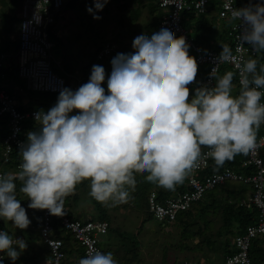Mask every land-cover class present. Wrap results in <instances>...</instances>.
Instances as JSON below:
<instances>
[{
	"label": "clouds",
	"instance_id": "clouds-1",
	"mask_svg": "<svg viewBox=\"0 0 264 264\" xmlns=\"http://www.w3.org/2000/svg\"><path fill=\"white\" fill-rule=\"evenodd\" d=\"M107 2L95 0L96 11ZM230 18L245 26L238 47L247 44L264 54V4L233 8ZM132 47L133 53L112 59L107 94L105 70L93 65L87 83L75 91L62 89L54 106L34 113L38 130L29 131L19 145V171L0 173V220L20 230L31 224L17 197V179L28 208L61 217L64 199L84 181L93 200L117 206L128 203L137 174L171 191L202 156L219 167L257 146L264 125V64L259 59L244 60L222 45L216 64L235 62L238 94H232L234 73L219 75L216 67L210 73L215 86L201 85L191 94L188 86L196 82L198 64L183 36L162 27L150 38L137 36ZM27 247L25 239L0 230V253L13 264ZM78 264L118 261L110 251L92 249Z\"/></svg>",
	"mask_w": 264,
	"mask_h": 264
},
{
	"label": "built area",
	"instance_id": "built-area-1",
	"mask_svg": "<svg viewBox=\"0 0 264 264\" xmlns=\"http://www.w3.org/2000/svg\"><path fill=\"white\" fill-rule=\"evenodd\" d=\"M71 0H23L20 9V28H19V48H18V73L19 77L27 82L29 89L37 92H46L59 94L64 88L73 91L77 90L84 78L61 74L55 67V57L53 49L55 43L50 34V27L55 23L56 16L60 14ZM264 4V0H252ZM218 3V17L221 20H228L227 33L233 44L234 54L242 57L244 60L255 58L258 54L251 50V47L245 44L239 45V36L244 31L245 26L238 20L233 21L230 18L231 9H239V0H160V9L162 19L159 30L167 27L174 32L177 38L183 36L189 47V55L194 57L198 64V73L196 82L189 85L190 93L196 85L215 86V80L210 77V73L216 67L217 73L220 72L222 65L229 64L237 73V83L240 86L239 70L235 62H221L216 64V58L221 51L213 48L206 49L194 41L191 32L184 26L185 15L189 12L197 14H207L211 6ZM121 53L115 43L108 42L103 50L98 54V61L109 65V73L105 77L102 85L107 87V78L112 71L111 61ZM6 54H0V117L8 119L7 135L4 139V149L2 158L5 165L13 160L15 150H19V145L26 142L23 138L25 122L35 121L34 113L39 109L28 108L20 110L17 100L11 95L4 86L5 74L1 69L5 67ZM203 67H206L204 70ZM259 67V66H258ZM198 74H200L198 76ZM264 102V98H262ZM47 112V110H44ZM75 112V111H74ZM76 113V112H75ZM261 133L257 135V146L252 149L240 164L239 169L225 168L210 175L200 174L209 167L210 159L206 156L198 161V166L193 168L189 176L190 189L174 194L173 196L160 202L156 192H152L148 199V209L153 218L160 223H174L178 214L189 210L192 205L200 201L204 194L218 185L225 184L227 181H237L251 186V193L244 201L248 206H254L258 209V220L249 225L244 234L234 238L237 251L226 256L223 264H253L250 258V248L252 242L264 236V125H261ZM208 150L202 149V153ZM14 169L6 171L4 166L0 167V173H17L19 164ZM254 167V171L247 173L245 170ZM65 215L60 218V227L67 231L73 237V240L83 249V257L92 250L98 249L104 251L102 239L108 232L110 225L107 221L96 219H79L69 215V210L64 206ZM0 230L6 231L0 227ZM7 232V231H6ZM40 234L44 243L50 251L48 258L49 264H64L67 260L65 251V242L59 236H54L53 216L47 210H43V223L40 228ZM2 264H4V254ZM190 264H200L190 262Z\"/></svg>",
	"mask_w": 264,
	"mask_h": 264
},
{
	"label": "trees",
	"instance_id": "trees-1",
	"mask_svg": "<svg viewBox=\"0 0 264 264\" xmlns=\"http://www.w3.org/2000/svg\"><path fill=\"white\" fill-rule=\"evenodd\" d=\"M82 1L83 0H71L66 5V7H70L71 9H74L76 8L78 2H82ZM159 3H160V0L158 1L157 4H154L152 2L149 5V7L153 10V12L154 13L156 12V15L154 18L156 24L153 25L154 29L157 27V25H160V21H161V18H160L161 13H159L161 9H160ZM249 3L256 4L258 2H253L252 0H239L238 6L239 8L246 7L249 5ZM217 5L218 3H214V5H212L210 10L207 12L210 14V17H211V20L209 22H205L204 16L202 14H197L195 12H189L188 14H184L185 15L184 26L191 30L193 29V27L196 28L195 31L194 30L192 31L189 30V31L191 32V36L193 38H194L193 34L196 33V37L194 38V41L198 43L199 45L203 46L206 49L213 48L215 50L222 51V48H221L222 45H229L232 48L233 44L230 41L231 39H229L226 27L221 33L217 32V25L220 21L221 22L224 21L225 25H227L228 23V20L226 19L225 20L219 19L218 10L216 7ZM60 14L56 16L55 23L60 22ZM133 14H136L137 16L140 15L138 11ZM207 25H211L212 27H208ZM91 27L93 28V25ZM150 27H151L150 25L147 26L148 29H150ZM203 28H207L205 29L206 31L202 30ZM10 31L11 29H9V32ZM146 34L149 36V38L151 37L150 32H147ZM96 35L98 38L101 36L100 33H97ZM16 37H17V40H14V38L12 40L9 39L10 41L7 40L8 41V44L6 45L7 50L12 46L13 42L16 43L17 47L19 48V31L16 34ZM62 41L63 40L61 39L59 41L53 40V42L55 43L54 49L57 46H59V44H61ZM108 42L114 43L113 41L110 40L103 44L101 42H98V40L94 39V43L96 45V51L93 54L92 63L87 66L88 68H92L93 65H97L96 64V61H98L97 56L103 50L104 45ZM0 54H2V52H0ZM255 58L259 59L261 64H264V54H258ZM108 67L107 66L104 67L106 76L110 70ZM203 68L204 70L206 69V67H203ZM4 69L5 67L1 69V72H3L6 75ZM226 71H232L234 73V79H233L234 87L232 90V94H233L236 90L238 91V88L240 87L237 83V73L232 68V66H230L229 64H224L222 65L220 72L218 74L223 75V73ZM60 72L65 75L66 73L73 74L75 71L71 69V67L68 65L66 66L64 71H60ZM85 74L86 75L84 76V80L82 84H85L88 82L91 72L86 71ZM199 75L200 74H198V76ZM23 82L24 84L27 85V82L25 80ZM26 85L24 86L25 88L27 87ZM197 87H199V85H196L193 88L191 94H194V90ZM105 91L107 94V87H105ZM35 92L36 91L28 89V94L30 95V97H32L34 100H36L35 98H40L44 100L43 98L45 97L51 102V104H49L50 107L56 104L57 98L59 96V94L38 92L37 94H39L40 96L37 97L34 95ZM19 108L20 110H24V108L22 107H19ZM35 108L39 110L41 109L45 110L44 106L40 104L39 105L36 104ZM1 120H3V122H1ZM0 122L3 124V126H5V129L7 127V130H8V125H9L8 119L6 117H0ZM7 130L6 132L0 134V146H1L0 167L2 165H5L3 162V158H2V152L4 149L3 147L4 139L7 135ZM36 130H38V127L35 121H31V120L26 121L23 138L26 139V134L29 131H36ZM261 131L262 130L260 127V129L257 132V135H259ZM18 152L19 150H15L13 154V160L8 165L4 166L6 171L14 169L17 163L20 161L21 157L18 154ZM246 156L247 155H244V154L237 155L233 160L225 162L223 166H219V167L215 164V162L212 159H210L209 167L201 172L200 179L203 175H210L218 171H223L227 167L238 168L240 167L241 162L246 159ZM263 157H264V153H263ZM254 170H255L254 167H250L249 169H246L245 171L247 173H251ZM145 175L146 174L136 175L135 187L129 188L131 196H130L128 203L121 204V205H124V207L134 205V206H138L142 208L143 211H145L147 215V218H145L144 223H146L149 219L153 218L152 214L149 212V209H148V199L152 192H156V194L158 195V200L163 203L164 200L173 196L174 194L182 193L190 189L189 187L190 173L187 175L186 179L184 180L182 184H178L175 187V190H171V191L161 188L157 184H153V183L146 181ZM16 183H17V197L18 199L21 200V203H26V196H24L22 193L19 192V187H20L19 179H17ZM86 185H87V181H84L83 183L78 184L74 192L69 194L64 199V206L68 208L69 215L73 218H77V217H74L72 213L73 207H75V205L72 206V203H70V201H74V202L76 201L77 203L79 201V194L77 192V189L83 188ZM247 188L251 189V186L245 183H242V182L227 181L225 184L218 185L215 188L208 190L204 194L203 198L200 201L194 203L189 210L182 211L178 214L176 221L174 222V225L177 228H179L180 231H184V233L191 235L190 237L193 240V244L191 246H185V248H187L186 250L192 251V250H195L196 248H200L201 250H204L205 248L206 249L210 248L209 251H220V249H225L226 251L229 249L230 245L232 244V240L231 238H228L227 233L229 234L234 233V236L238 234H244L247 227L249 225L254 224L258 220L259 214H258V209L256 207L254 206L247 207L245 205H240V201H242V199H244L245 197V194H246L245 190ZM94 203L95 205H97L99 209V212H98L99 217L96 218V220L107 221L110 225L109 232L107 235L110 236V234L112 233L121 235L122 240L125 241L123 245H124V248L126 249L127 244L129 245L131 242L125 239V235L123 231H121L120 229L112 228V225L114 224L113 218L115 216H112L111 214L105 212L106 210L105 207L103 205L97 204L98 203L97 201H95ZM35 215H36V226H37L36 229H38V232H39V228H41L42 223H43V210H37ZM53 224H54V236L61 237L65 242L66 253L72 254V251L70 249L71 247L70 244L73 240V237L71 236L69 232L61 229L59 217L53 216ZM189 231H191V233H189ZM38 232L36 236L40 237L41 234L40 232L39 233ZM224 235H226L227 237H225L223 241L222 237ZM261 240L264 241V238L263 239L258 238L252 242V245L250 248V258L253 264H264V245L262 244ZM73 242L76 244L75 245L76 249L77 248L80 249V256L83 257L84 255L83 249L79 247V245L75 242V240H73ZM102 247H103V243H102ZM74 248L75 247H73V249ZM134 248L136 250V247ZM134 248H130V246H128V249L126 250L127 251L130 249L133 250ZM104 252H105V249H104ZM136 256H138V254H135L133 256V259H131L132 262H134L135 260L137 261L138 257ZM209 259L214 261L213 256L209 257ZM127 263L130 264L129 260H127ZM4 264L6 263L4 262Z\"/></svg>",
	"mask_w": 264,
	"mask_h": 264
},
{
	"label": "rangeland",
	"instance_id": "rangeland-1",
	"mask_svg": "<svg viewBox=\"0 0 264 264\" xmlns=\"http://www.w3.org/2000/svg\"><path fill=\"white\" fill-rule=\"evenodd\" d=\"M159 0H153L154 4H157ZM20 0H0V33L2 34H9V29H11L12 25H19L20 24ZM118 2V3H117ZM123 2V3H122ZM130 2V4H129ZM147 3L148 0H108V2L103 6V9L101 11H96L95 8V0H83L82 2H78L76 8L74 9H67L63 12L64 16H60V22L54 23L50 27V34L53 40L59 41L60 39L63 40L59 46H57L53 50V55L55 57V67L60 70V68H66L68 66L66 64V59L68 58L70 62V66L74 68L76 75L79 77H83L86 75L85 72L92 70V68H88L87 66L90 65L93 61V54L96 51V45L94 43V39L98 40V42L105 43L107 41H122V42H131L133 43L134 38L137 36L145 33L147 29H144V22L146 19H144V16L147 11ZM112 4V5H111ZM116 6L114 8V5ZM129 4V6H128ZM110 10H108V8ZM113 7V8H112ZM145 9H144V8ZM92 9V12L90 13L88 9ZM140 8L142 11V15L140 18H137L138 16L136 14H133V10ZM116 9V11H115ZM144 9V10H143ZM106 12V13H105ZM116 12V14H115ZM2 15V16H1ZM61 15V14H60ZM94 15L100 17V19H94ZM82 19V20H81ZM138 19V20H137ZM12 24V25H11ZM93 25V28L91 27ZM217 28L219 26L217 25ZM150 32L151 31H147ZM146 32V33H147ZM97 33H100L101 36L98 38ZM17 32L14 31V40H17L16 37ZM9 38V36H8ZM101 40V41H100ZM96 42V41H95ZM117 43V42H116ZM121 43V42H120ZM122 44V43H121ZM120 45V44H119ZM10 46V44H9ZM12 50H17L15 47H12ZM6 49V44L3 45V50ZM95 57V55H94ZM97 65L103 66V68L107 65V63L104 62H97ZM75 75V76H76ZM67 79L66 75H64ZM21 89H24L25 85L24 82H21ZM25 88L28 91V85ZM12 95L14 94L16 96L14 89H9ZM20 90V89H19ZM31 90V89H30ZM240 90V87L238 88V91L236 90L233 94L237 95ZM38 92H35V96H40L37 94ZM28 92H19V96L21 98H27ZM17 98V97H16ZM37 105H43L45 110H49L51 107L49 104L51 102L43 98L44 100L40 98H35ZM18 105H20L21 100L17 99ZM73 114V113H72ZM74 114H76L74 112ZM73 114V115H74ZM1 127V124H0ZM1 129V128H0ZM89 182L87 181V185L83 188H78L77 192L79 194V202L76 206L75 214L79 219H85L86 215L80 211H89V210H97L99 212V209L97 205L94 206L95 200H93L89 196ZM251 189L247 188L245 192H250ZM100 205H103L105 207V212L111 214L112 216H117L121 214L125 217L126 221L122 222V225L124 226V235L125 239L127 241H135L134 233L135 232H141V235H138L139 240L142 242L141 248L135 251L140 256L137 258V261L134 262L131 261V257H128V253L126 252V256L123 255L127 260H129L130 264H161V251L162 249V243L166 242L165 245H169L171 248L168 250V254L171 256L170 260L168 259V264L175 263L174 259L176 260L181 255V252L185 250L184 253H187V262H193L195 260L204 262L205 264H215L216 261L210 260L209 257L213 256L214 260H220L217 259L216 255H212L214 251H209L210 248L201 250L200 248H196V252L194 250H187L188 252L191 251V253L186 252L185 246H191L193 244V240L190 237L191 235L186 234V236L182 239L180 237V233L177 227H174V225H170L171 227H168L167 229H163L160 227L157 220L154 218L149 219L143 228L140 226L141 219L142 221L147 217L145 211H143L142 208L138 206H127L124 207V205H117V206H111V205H104L101 203H97ZM96 213V211H95ZM98 214V213H97ZM36 216V215H34ZM123 219V218H122ZM119 224H116L114 227H117ZM173 226V227H172ZM112 233V232H111ZM191 233V231H189ZM226 234V233H225ZM110 236L117 237L114 239V242H117L118 240L121 241V236H116L113 234H110ZM228 238H232L234 236V233H227ZM105 237H103L104 239ZM120 238V239H119ZM102 239V240H103ZM224 241V237H222ZM221 239V240H222ZM119 241L117 244L119 245ZM185 242V243H184ZM106 244V243H105ZM181 244V245H180ZM104 247V245H103ZM105 252H108L109 249L107 246H105ZM162 248V249H161ZM122 249L119 252V246L115 249L117 253L115 257L118 255V263L119 264H125V258L123 257V263L122 260L119 261L120 256L125 252L123 246L120 247ZM182 249V251H180ZM208 252V253H207ZM218 252V256L221 257L220 251ZM195 253V254H194ZM147 254V256H146ZM135 255V254H134ZM211 255V256H210ZM137 257V256H136ZM223 257V256H222ZM167 258V254L164 257V260ZM117 260V259H116ZM219 263V262H218Z\"/></svg>",
	"mask_w": 264,
	"mask_h": 264
},
{
	"label": "crops",
	"instance_id": "crops-1",
	"mask_svg": "<svg viewBox=\"0 0 264 264\" xmlns=\"http://www.w3.org/2000/svg\"><path fill=\"white\" fill-rule=\"evenodd\" d=\"M22 2H23V0H20V2H19V4H20L19 9H21ZM152 2H153V0H148V3H147V6L148 7L146 8L147 11H146V13L144 15V16H147V17H144V19H146L145 22H144V29H147V30L143 34H146V32L149 30V31H151V35H152V33L158 32V30H159V25H157V27L155 29L153 27V25L156 24V22L154 20L155 15H156V12L154 13L153 10L149 7V5ZM129 4H130V2H129ZM129 4H128V6H129ZM115 7L116 6L114 5V8ZM67 9H71V8L70 7L64 8L63 11L61 12V15L60 16L63 17L64 16L63 15L64 14L63 12H65L64 10H67ZM75 10H77V8ZM108 10H110V8H108ZM115 11H116V9H115ZM137 11L140 13V11H142V10L140 8H138V10L137 9H134L133 10V13H136ZM159 13H161L160 18L162 19V11L160 10ZM115 14H116V12H115ZM208 14L209 13L203 15L205 22H209L211 20L210 14L209 15ZM141 15H142V12L140 13V15L137 18H140ZM148 25L151 26L150 29L147 28ZM207 26L208 27H212L211 25H207ZM218 26H219V28H217V32L221 33L225 29V27L226 28L228 27V23H227V25H225L224 21H222V22L220 21L218 23ZM19 28H20V24L17 25V26L16 25H12L11 31L9 32V34H5V33L2 34V33H0V52L6 54V56H7V58L5 60V69H4L5 70V73H6V75H5L6 78H5V81H4V86H5V88L7 89V91L10 94H11V92H10L9 89H14L15 90L16 96L13 94L14 97L15 98L17 97L16 99H18V100L20 99L21 100V103H20L19 107H22L24 109H28V108H31V107L35 108L36 107V101L32 97H30L29 94H27V98H21V96H19V98H18L19 92H23L24 91V92L27 93L28 91L25 88L24 89H21V85H20L21 82H23L24 80L19 77V73H18V65H17L18 64V57H17L18 47H17V44L14 43V42L12 44V47H16L17 48V50H15V51L12 50L11 47L8 50L7 49L3 50V45L4 44L7 45L8 44V41L7 40H9V39L12 40L14 38V36H15L14 35V31H15V33L16 32L18 33ZM205 29H207V28H203L202 30L206 31ZM189 30L190 31H192V30L195 31L196 28L193 27L192 30L191 29H189ZM8 36H9V38H8ZM193 36L195 38L196 37V33H194ZM116 42H114V43L119 47L121 53L131 54V53H133L135 51L133 49V47H132V43L131 42H129V43L126 42V41L125 42L116 41ZM65 59L67 60L66 61V64L70 66V62H68L69 59L68 58H65ZM97 62H99V61H97ZM106 66L108 67L109 65L107 64ZM71 69H74V68L71 67ZM64 70H65V67L64 68H60L59 72L60 71H64ZM67 74L68 75H73V76L76 75L75 72L73 74H70V73H67ZM1 122H3V120H1ZM1 122H0V124H1L0 134L6 132V130H7V127L5 129V126H3V124ZM0 151H1V146H0ZM234 169H239V167L238 168L235 167ZM250 193H251V191L250 192H247L245 194L244 199H242V201H240V205H245L247 207H250V206L246 205V203L244 202L249 197ZM29 203H30V201L27 199V197H26V203H21L22 207H24L26 209L28 218L31 221V224L29 225V227L27 229H25V230L16 229V228H14L12 226L11 222H4L3 220H0V227H5L4 229L10 235H12L14 238H22V239H25L27 241L28 247L26 248V250H24L20 254L19 258L14 262V264H49L48 263V258L50 257L49 248L44 243V241L42 239V236H40V237H37L36 236L37 235V232H38V229H36V227H37L36 226V216H34V215L36 214V211L37 210L28 208V204ZM70 203H72V206L75 205V207H73L72 213H73V216L74 217H77L76 214H75V210H76V206L78 204L76 203V201L75 202L74 201H70ZM93 204L95 206V203H93ZM80 211L82 212V214L84 213L86 215V218L85 219H96V218L99 217L98 214H97L98 212L95 209L89 210V211H84V210H80ZM95 211H96V213H95ZM124 218L125 217L122 214H121V216L120 215L115 216L113 218L114 224L112 225V228L113 229H120L124 233V229L125 228L122 225V222H124V220L126 221V219H124ZM144 221H145V219L143 221L141 219V222H140L141 223L140 224L141 228H143L144 225H145ZM158 223H159L160 227L163 228V229H167L168 227H171L170 225H174V223H160L159 221H158ZM116 224H119V225L117 227H114ZM174 227H176V226L174 225ZM178 230H179V228H178ZM39 232H40V228H39ZM141 233H142V231L141 232H138V231L135 232L134 233V238L136 240L135 241H132L129 245L127 243H125V244H127V248L126 249H128V246H130V248L136 247V250L134 248L133 250L130 249V250L127 251L124 248V245L123 244H124L125 241L122 240V237H121V241L118 240L119 241V245H118L117 244L118 241L117 242H114V239L116 238V240H117V237H115V236H109V235H106L105 238L102 240L103 241V245H104V249H106L105 246H107V248L109 249V251L112 252L114 254V257H115L116 254H117V253H115L116 252L115 249L119 246V252H120L122 250V249H120V247L123 246L125 252L120 256L119 261L122 260V263H123L124 262L123 261V257H124L123 255H125L126 252H129V251H130L131 254L128 253V257L132 256L131 259H133L134 254H137L135 251H137L138 249H140L141 248V245H142V242L139 240V237H138V235H141ZM179 233H180V237L186 236V234L184 233V231H180L179 230ZM112 234L113 235H116V236H121V235L116 234V233H112ZM238 235H241V234H238ZM238 235H236V236H238ZM236 236H233L231 238L232 244L230 245L229 249L226 250L228 252H226L225 249H220L221 257H220V255L218 256V254H219L218 252H215V251L213 252L212 255H216L217 259H220V260H214V261H216L215 264H223V262L225 261V258H226L227 255H229L230 253H234V252L237 251L236 245L234 243V238ZM223 237L225 238L227 236L224 235ZM183 238L184 237H182V239ZM260 238L263 239L264 236L259 237V239ZM261 242L264 245V241L261 240ZM165 244H166V242L162 243V245H163L162 248L163 249L162 248L161 249L163 251H161V264H168L169 263L168 259L170 260V257H171L168 254V250L171 247L168 244L167 245H165ZM75 245L76 244L72 240L70 246L71 247L73 246L75 248L73 249V247L72 248L70 247V249L72 251V254H67V260L64 262V264H69V263L70 264H78L79 260L82 258L80 256V249H78V248L76 249V246ZM17 250H19V249H17ZM180 251H182V249H180ZM184 252H185V250L181 252V255L179 256V258H177L176 260L174 259L175 263H173V264H188V263H190V261L187 262V260H186L187 253H184ZM186 252H188V251L186 250ZM194 252L197 253L196 250H194ZM188 253H191V251L188 252ZM166 254H167V258L164 260V257L166 256ZM139 256L140 255L138 254L137 257H139ZM146 256H147V254H146ZM115 258L118 261V255ZM127 258H125V264L127 263ZM4 262L6 264L7 263L8 264H13V262L6 256V254H4ZM193 262H197V263H200V264H205L204 262H202V260L201 261L195 260Z\"/></svg>",
	"mask_w": 264,
	"mask_h": 264
},
{
	"label": "bare ground",
	"instance_id": "bare-ground-1",
	"mask_svg": "<svg viewBox=\"0 0 264 264\" xmlns=\"http://www.w3.org/2000/svg\"><path fill=\"white\" fill-rule=\"evenodd\" d=\"M130 203V202H129Z\"/></svg>",
	"mask_w": 264,
	"mask_h": 264
}]
</instances>
